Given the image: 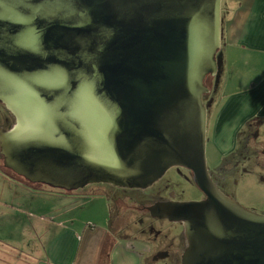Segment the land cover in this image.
I'll return each instance as SVG.
<instances>
[{"label": "water", "instance_id": "water-1", "mask_svg": "<svg viewBox=\"0 0 264 264\" xmlns=\"http://www.w3.org/2000/svg\"><path fill=\"white\" fill-rule=\"evenodd\" d=\"M221 46L222 0H0L4 166L67 191L146 189L184 166L206 197L144 206L184 224L182 264H264V212L208 171L203 95Z\"/></svg>", "mask_w": 264, "mask_h": 264}, {"label": "crops", "instance_id": "crops-1", "mask_svg": "<svg viewBox=\"0 0 264 264\" xmlns=\"http://www.w3.org/2000/svg\"><path fill=\"white\" fill-rule=\"evenodd\" d=\"M222 2L223 63L208 133L226 155L249 123L264 126V0ZM0 172V218L5 220L0 228L14 231L0 238V264H99L109 241V264H148L142 244L111 229V213L107 224L54 218L64 208L78 206L79 191H46L1 165Z\"/></svg>", "mask_w": 264, "mask_h": 264}, {"label": "flooded vegetation", "instance_id": "flooded-vegetation-1", "mask_svg": "<svg viewBox=\"0 0 264 264\" xmlns=\"http://www.w3.org/2000/svg\"><path fill=\"white\" fill-rule=\"evenodd\" d=\"M210 94L211 90L210 92L203 95V99L206 104L210 103V101L214 98L211 97ZM2 105L6 108L4 104ZM210 106H212V104L208 107L210 108ZM8 112V114L3 113V121L0 122H4V124L0 125V127L2 126L4 128H8L10 126H13V124L15 123V116L9 110ZM6 124H8V126H6ZM258 128H260L258 124L250 123L246 127V130L242 131L239 134L238 144L236 148L226 155H221L219 153L218 158H216L217 160L214 167L211 169L208 167L209 175L213 182L216 184L217 188H219V190L225 195L238 200L240 203L241 201L237 198L236 193L232 187L233 185L231 184V182L228 183V180L231 175H234V173L239 169L241 165L243 166L244 171H248L244 167V165L248 160L251 159L252 154L254 153L251 147V141L256 139L259 135ZM208 132L209 126L207 127V135L211 141V137ZM172 169H176L178 178H181L182 180L188 182H192L196 185L193 172L190 169L184 166H175L170 168L158 181H156L146 189L120 187V189L123 191L121 194H119L118 192L119 189L112 190V192L108 193L109 197H111L113 201H116V203H118L115 206L117 210L115 219H123L122 217L126 218L125 214H127L129 217V220L124 223V226L119 227L118 230L115 231L121 237L131 239L135 243L138 242L142 244V247L145 251L144 260L148 264H182V255L184 254L186 248L187 239L185 236V228L183 223L175 222L179 223L182 229L178 233H170L164 228V224L166 221H173L152 216L151 211L148 208H144V206H151L157 201H188L200 200L206 197L205 193L196 185V187L200 191L198 193V198H179L177 191L178 184L170 178H166L167 174ZM162 180H164V184L155 188V185L159 184ZM175 180L177 181V178H175ZM153 187L154 189L150 190ZM148 190L151 191L150 196L152 200H150V203L145 204L141 200H134L136 193H142ZM129 191L131 192V194H129ZM249 209L260 213L264 212V209L261 211L253 208Z\"/></svg>", "mask_w": 264, "mask_h": 264}, {"label": "rangeland", "instance_id": "rangeland-1", "mask_svg": "<svg viewBox=\"0 0 264 264\" xmlns=\"http://www.w3.org/2000/svg\"><path fill=\"white\" fill-rule=\"evenodd\" d=\"M223 1V0H222ZM223 5V2H222ZM222 17H223V9H222ZM224 51V43L220 48L219 53H223ZM221 76V75H220ZM218 78L213 77L211 75H207L205 79V84L207 87L211 90V97H218L217 96V87H219L220 83L217 80ZM220 81V78H219ZM218 82V83H217ZM214 98L212 101V106L208 108V126L211 123L212 115L214 112ZM3 113L8 114V109L3 107L2 103H0V121H3ZM4 124L0 122V125ZM8 126V124H6ZM11 127V126H10ZM8 127L7 129H9ZM259 135L256 139L251 141V147L254 151L252 154V157L250 160H248L244 167L248 171H244L243 166L241 165L239 169L234 173V175H231L228 183L231 182L233 185V189L236 193L237 198L243 203L247 208H253L256 210H263L264 209V126L258 128ZM207 142H206V157H207V163L208 167L211 169L216 164V158H218V150L215 148V144H213L208 135H207ZM240 146V145H239ZM0 165L1 167L7 171L8 173L12 174V171L7 169L4 166V159L3 155L0 152ZM15 174V173H13ZM1 177V172H0ZM166 178H170L174 182L178 184L177 191L179 198L182 199H188V198H198V193L200 192L199 189L196 187V185L192 182H188L185 180H182L181 178H178L176 169H172L166 176ZM177 178V181L175 180ZM164 184V180H162L159 184L155 185V188L162 186ZM37 185V184H36ZM40 187L41 185H37ZM44 190L46 191H64V192H70L65 189H57L53 188L50 185L43 184ZM119 189L118 192L121 194L123 191L120 189V187L108 185V184H89L85 186L82 189L71 191L70 193H80L83 197H79V200L77 202H74L75 205L78 206H69L64 208L61 212H57L54 216L56 220H66L68 223L74 222V224H87L89 222L91 223H104L107 224V219L111 213L112 219H111V229L113 231L118 230L119 227L124 226V223L129 220V217L127 214L126 218L122 217L123 219H115V214L117 213L116 210V201H113L111 197H109L108 193L112 192V190ZM151 188L150 190H153ZM42 190V189H38ZM144 191L142 193H136L134 200H141L143 203L148 204L152 200L151 199V191ZM184 190V191H183ZM40 192V191H39ZM129 194L131 192L129 191ZM75 200V199H74ZM77 200V199H76ZM106 202H109V205L106 206ZM102 203V204H101ZM99 205L103 207L101 210L99 208ZM4 218V217H3ZM0 218V222L3 224L5 223L4 219ZM126 219V220H124ZM124 220V221H123ZM164 228L170 232V233H178L181 231L182 227L179 225V223L175 222H169L166 221L164 224ZM13 229H5L2 231L0 228V238L2 237H10L11 233H13ZM14 253V252H13ZM144 256V251L142 252Z\"/></svg>", "mask_w": 264, "mask_h": 264}, {"label": "trees", "instance_id": "trees-1", "mask_svg": "<svg viewBox=\"0 0 264 264\" xmlns=\"http://www.w3.org/2000/svg\"><path fill=\"white\" fill-rule=\"evenodd\" d=\"M250 124V123H249ZM248 124V125H249ZM14 172L12 171V174H13ZM15 176H18V175H16V174H14ZM19 177V176H18ZM22 178V177H21ZM24 179V178H23ZM27 181V180H26ZM28 183H30L29 181H27ZM31 184H33V183H31ZM36 185V184H35ZM38 185V184H37ZM36 185V186H37ZM39 185H41L40 187H43V184H39ZM33 188H36V187H33ZM39 188V187H38ZM74 191V190H73ZM71 192V191H70ZM111 241H109L108 243H107V245H105V248L103 249V251H102V253H101V258H100V262H99V264H109V260H110V254H111Z\"/></svg>", "mask_w": 264, "mask_h": 264}]
</instances>
